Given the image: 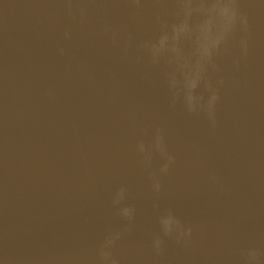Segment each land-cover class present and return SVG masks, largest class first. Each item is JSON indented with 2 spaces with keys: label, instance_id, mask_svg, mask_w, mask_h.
Masks as SVG:
<instances>
[{
  "label": "water",
  "instance_id": "1",
  "mask_svg": "<svg viewBox=\"0 0 264 264\" xmlns=\"http://www.w3.org/2000/svg\"><path fill=\"white\" fill-rule=\"evenodd\" d=\"M0 264H264V0H0Z\"/></svg>",
  "mask_w": 264,
  "mask_h": 264
},
{
  "label": "clouds",
  "instance_id": "2",
  "mask_svg": "<svg viewBox=\"0 0 264 264\" xmlns=\"http://www.w3.org/2000/svg\"><path fill=\"white\" fill-rule=\"evenodd\" d=\"M232 15L234 16L235 15V13L234 12H232ZM158 243V242H157Z\"/></svg>",
  "mask_w": 264,
  "mask_h": 264
}]
</instances>
